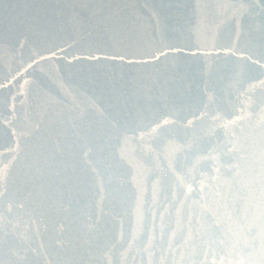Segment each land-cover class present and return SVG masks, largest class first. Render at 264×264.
Returning <instances> with one entry per match:
<instances>
[{"label":"water","instance_id":"1","mask_svg":"<svg viewBox=\"0 0 264 264\" xmlns=\"http://www.w3.org/2000/svg\"><path fill=\"white\" fill-rule=\"evenodd\" d=\"M0 264H264V0H0Z\"/></svg>","mask_w":264,"mask_h":264}]
</instances>
